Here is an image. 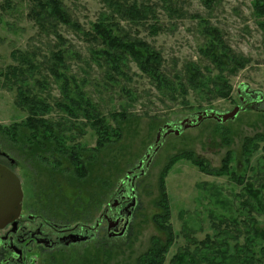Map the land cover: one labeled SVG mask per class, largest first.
Segmentation results:
<instances>
[{
    "label": "rangeland",
    "instance_id": "obj_1",
    "mask_svg": "<svg viewBox=\"0 0 264 264\" xmlns=\"http://www.w3.org/2000/svg\"><path fill=\"white\" fill-rule=\"evenodd\" d=\"M127 1L150 4L156 12L147 22L137 24L115 15L102 0H63L78 27L59 25L57 30L63 37L60 41L53 32L41 31L29 16L32 0H0V125L21 123L27 117L16 105V90L5 89L1 73L16 65L12 53H34L40 63L39 71L30 81L34 93L53 107L47 119L68 123L66 128L74 126L67 132L66 145L69 148L78 145L85 150L88 162L85 176L79 177L67 159L56 166L53 160L46 163L30 159L31 154L25 156L18 148L5 146L4 151L17 161L15 170L22 180L25 206L29 210L26 216H45L71 227H94L107 208H111L121 188L130 194L134 190L138 198L125 237L109 239L105 221H101L94 240L37 252L28 257L35 260L34 264H136L149 250L153 237L164 238L153 222L161 211L158 204L163 178L170 221L177 235L165 264H170L193 241L202 242L208 236L219 239L213 222L225 217L237 223L235 226L230 223L227 228L237 236L229 240L231 245L245 243L252 215L264 226V216H258L254 198L245 186L250 184L253 192H261L264 198V144H259L250 163L242 156L245 139L264 133V29L260 26L263 20L254 13L255 0H219L212 9H207L201 0L178 1L175 6L181 7L180 16L169 15L167 6L174 4L171 0ZM103 16L112 17L120 34L141 39L161 54L162 72L177 87L173 94L159 90L132 61L120 68L111 65L102 54V44L86 36ZM199 19L219 29L230 48L249 59L245 69L229 78L232 88L229 99L198 94L189 87L186 97L180 91L181 84L187 85L186 70L190 64L197 63L204 73L206 69L217 73L200 55L206 41ZM153 26L157 33L153 32ZM58 50L64 52L66 68L62 71L70 89H81L107 125L121 129V137H111L99 151L95 150L98 135L89 123L81 118L71 119L55 106L64 100L62 82L50 72L49 59ZM36 79L42 85H37ZM238 106L241 111L234 120L221 123L203 117L198 121L204 113L224 115ZM184 121L197 125L185 128ZM168 127L181 133L164 137ZM159 133L161 139L156 143ZM229 152L232 169L242 178L240 182L229 176L207 175L184 156L192 154L211 168L220 169ZM147 155L152 157L149 165ZM173 158L176 162L169 166ZM142 161L144 173L138 169ZM0 164L10 162L0 156ZM128 176L135 178V183L127 180ZM3 253L0 248V264Z\"/></svg>",
    "mask_w": 264,
    "mask_h": 264
},
{
    "label": "trees",
    "instance_id": "obj_2",
    "mask_svg": "<svg viewBox=\"0 0 264 264\" xmlns=\"http://www.w3.org/2000/svg\"><path fill=\"white\" fill-rule=\"evenodd\" d=\"M121 19L139 24L147 22L152 18L156 9L150 4L129 3L127 0H102ZM166 1V0H164ZM173 6L168 5L169 15L180 16L181 7L175 3L183 0H171ZM207 9H212L219 0H201ZM255 15L263 20L260 26L264 29V0H255L253 3ZM29 16L39 26L41 31L53 32L57 39L63 40L58 33V26L63 25L69 28H76L77 23L73 22L68 11L64 7L63 0H32V7ZM112 17H115L114 15ZM110 16H103L98 23L92 26V32L87 33L89 39L100 42L104 49L102 54L107 56L111 65L115 68L125 66L127 61L134 62L139 70L150 78L161 91L173 92L176 84L162 72L163 59L161 54L150 44L141 39H131L128 35H122L119 26ZM202 27L205 44L200 50V55L207 60L210 67H214L216 74L211 69H206L204 73L197 63L187 67L186 86L180 85V91L187 95V87L198 94L211 95L216 98L229 99L232 88L229 78L237 76L249 64V59L238 56L230 46L224 41L219 29L209 26L203 19H199ZM153 32L157 33L156 26ZM16 63L7 68L1 76L5 81V89L16 90L18 108L27 113V117L21 123L10 126L0 125V152L5 146L10 145L19 149L23 155L31 154L30 159L49 163L51 160L57 166L61 160L67 159L77 172V176H85L86 165L85 150H80L79 146L69 148L67 132L74 127L63 121L53 122L47 119V115L52 112L53 107L47 99L34 93L30 81L34 80L35 74L40 69V63L34 53H12ZM52 64L50 72L62 82V94L64 100L55 106L67 114L71 119L81 118L89 123L98 135L96 151L103 149L111 141V137L120 138V127L112 128L107 125V121L100 117L99 111L85 96V93L75 88L72 90L68 84V78L62 69L66 68L63 50L54 52L49 59ZM37 85H42L36 79ZM120 117V115H115ZM73 141V137L70 138ZM264 144V133L253 138L245 139L243 144V159L250 163L254 152L259 149V144ZM8 154V153H6ZM9 155V154H8ZM10 156V155H9ZM58 156V158L56 157ZM185 158L197 166L203 173L215 176H229L235 182H240L239 176L232 169V154L227 153L220 169H213L204 161L199 160L189 153L184 154ZM92 159V158H91ZM90 161V159L88 160ZM176 162L173 158L169 166ZM166 174V173H165ZM164 177V176H163ZM246 190L254 198L258 216H264V198L261 192H253L245 185ZM161 199L158 207L161 210L153 218L157 230L164 238L153 237L149 250L142 254L136 264H165L166 256L170 248L174 245L177 235L171 223V211L168 205V195L165 190L164 178L161 180ZM264 219V217H263ZM230 223L235 226L236 220L223 218L218 223L213 222L219 239L208 236L204 241H193L190 245L180 250L171 260L170 264H262L264 262V226L262 221L253 216L247 224L245 243L239 242L231 245L229 240L236 238L233 230H228ZM232 235V236H231Z\"/></svg>",
    "mask_w": 264,
    "mask_h": 264
},
{
    "label": "flooded vegetation",
    "instance_id": "obj_3",
    "mask_svg": "<svg viewBox=\"0 0 264 264\" xmlns=\"http://www.w3.org/2000/svg\"><path fill=\"white\" fill-rule=\"evenodd\" d=\"M147 157L149 158V165L152 157L149 155H147ZM4 158L9 160L10 165H3L9 167L18 175L15 170L17 161L15 162V160L10 159V157ZM143 162L144 161H142L138 166V169H140L142 173L145 172V170L142 168ZM18 177L20 178L19 175ZM130 179L131 177L128 176L127 180ZM132 180L133 183H135V178L131 179V181ZM21 184L24 193V199L20 217L16 220L17 224L15 227L10 224L5 228L0 229V248H2L4 252L2 254L3 257L1 258V264H34L35 260L28 257L37 252L46 253L54 251L57 248L70 247L92 241L96 237V232L101 227V221H105L108 238L117 239L115 237H110V235L113 234L114 231H117L120 226L126 222L127 217L130 216L127 230L123 236L125 237L138 206V198L134 190H132V194H130L125 188H121L119 194L114 200V203L110 206L111 208H107V210L101 215V219L97 221L94 227H71L69 225H60L45 216L38 217L34 214H28L26 216V212L29 210L28 207L25 206V191L22 180ZM38 218L41 219V221L37 222ZM114 222H118L119 227L113 232H110L109 223L114 225ZM82 238H86L87 240L77 243L73 242V240Z\"/></svg>",
    "mask_w": 264,
    "mask_h": 264
},
{
    "label": "water",
    "instance_id": "obj_4",
    "mask_svg": "<svg viewBox=\"0 0 264 264\" xmlns=\"http://www.w3.org/2000/svg\"><path fill=\"white\" fill-rule=\"evenodd\" d=\"M240 111L241 107L238 106L233 111L224 115L217 116L215 114H211L210 116H208L207 113H204V115L199 116L198 121L200 122L203 117H208L213 118L218 122L225 123L227 121L234 120ZM195 125L197 124L194 122L189 125H187V121H184L182 123V126H184L185 128ZM170 134L179 135L180 130L174 131L173 129L169 128L164 134V137ZM160 139L161 133H159L156 143H159ZM0 155L8 158V155L6 153L0 152ZM23 199L24 193L20 178L9 167L0 164V229H3L10 224H12L13 227L16 226V220L20 217L21 214ZM129 218L130 216L127 217L126 222L122 226H120L117 231L114 230L119 227V223L114 222V225L109 223V231H114L113 234L110 235V237L122 238L127 230ZM86 240V238H82L73 240V242L77 243Z\"/></svg>",
    "mask_w": 264,
    "mask_h": 264
}]
</instances>
